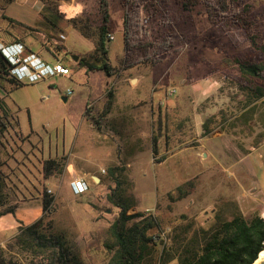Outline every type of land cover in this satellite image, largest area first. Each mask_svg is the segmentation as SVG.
<instances>
[{
  "label": "rangeland",
  "instance_id": "374dc122",
  "mask_svg": "<svg viewBox=\"0 0 264 264\" xmlns=\"http://www.w3.org/2000/svg\"><path fill=\"white\" fill-rule=\"evenodd\" d=\"M113 1V6L120 8L122 0ZM61 4L66 11L64 14L68 16L77 15L79 10H84V14L95 13L98 5L97 0H62ZM0 5L5 6L4 11L0 8V47L3 44L1 39L11 37L10 32L14 35L24 32L25 44L33 51L37 50L43 60L50 64L60 63L70 69L68 74L47 75L36 82H26L18 87H11L7 83L9 92L6 101L17 117L6 114V118L0 117V169L7 184L1 198L8 201L0 209L18 204L20 199H23L24 181L32 179L36 186H40V190L44 182L48 192L54 196L56 194L54 210L50 214L54 219L53 231L67 236L79 249L85 264H106L112 253L105 246L111 238L105 225L107 222L110 224L119 212V208L109 201L107 194L117 186L116 179L108 173L109 164L107 165V160L103 157V147L92 146L87 152L79 150V147L75 150L77 146L75 147L74 141L79 132L80 137L83 134L88 135L89 125L100 134V139L103 138L101 133H107L108 128L103 127V123H109L108 114L104 117L100 114L108 100V91L112 90L115 94L117 90L115 82H112V86L107 85L101 79L102 71H88L79 65L81 55L90 52L94 43L74 27L64 26V39L49 33L47 29V35L43 37L40 31L14 27L2 17V13L6 12L32 27L44 29V24L51 25L46 17L53 14L45 2L14 0L9 3L8 0H0ZM185 12L191 16L187 18V23L181 22L178 26L174 49L164 61L155 65L142 63L135 68L125 69L121 66L125 56L124 28L118 21V15L112 11L111 26L114 36L108 41L109 57L114 68L112 72L115 75L121 69H125L126 73L143 70V84L139 90L131 93V99L148 100L147 104L141 106L142 113L150 107L161 108L166 112L168 107L174 106L183 98L187 100L176 105L178 110L170 109L163 114L162 118L169 120L173 127L179 124V113H189L190 108L192 109L191 100L198 96L194 93L195 88L201 91V82L205 77H210L209 82H219L221 87L216 90V99L222 106L220 128L226 129L233 138L232 141L227 138L221 142L223 150L238 145L239 154L246 153V146L251 143L256 145L264 139V136L258 133L264 119V102L258 100L248 111L243 112L242 109L253 102L249 101L247 92L242 91L235 81L240 71L233 56L247 54V44L238 48L230 44L224 46L228 40L226 31L210 24L200 6ZM150 25L157 27L158 23L154 20ZM74 55H77L78 59H75ZM146 67L149 68L145 69ZM97 81L99 83H95ZM135 81L136 79L133 80ZM191 83H195L197 87L190 89ZM121 86L117 85L118 89ZM91 89L94 90V94H91L94 95L91 97L92 101L99 99V103L92 104L87 112L85 102ZM63 95L69 99L65 101ZM2 108L3 106H0V113ZM197 111L200 115V102ZM88 113L90 118L86 116ZM247 115L253 118L252 127L242 123ZM199 131L201 132L200 128ZM167 132L169 131H157L159 135H163L159 136L157 154L154 153L151 142L149 146L144 145L141 152L134 154L135 168L128 167V157L126 154L124 157L122 153H119V161L113 164L126 168L120 173L122 175H118L122 183L120 191L124 190L125 196H129L130 201L134 200L132 203L136 205L135 212L146 211V216L156 215L161 220V229L152 231L153 234H159L156 238L159 242L158 252L163 246L161 240H165L169 246L179 245L182 241L193 243L197 239L195 234H202L203 229L212 227L219 219L231 218L238 212H242L247 219L257 214L263 216L264 145L251 154L248 163L223 168L216 179H207L210 173L205 174L203 171L215 163L213 160L201 163V149L193 129L183 137H180L175 129L173 136L165 137ZM28 139L33 148L25 154L20 153L21 159L14 161L20 149L30 146ZM38 145L44 146L45 151L42 147L36 150ZM169 149L175 150L170 152ZM32 151L40 159V152H44L46 157L50 153L56 155L59 152L60 157L67 156L66 162L68 157H73L79 174L81 169L85 170L81 165L93 166L98 172L94 173L95 178L82 176L92 184L90 190L80 195L73 192L70 178L65 174L67 164L54 174L56 178H44L42 164L35 160L37 167L32 169L33 176H29L28 169L21 168L20 165L22 162L26 163L24 160H31ZM73 151L77 153L76 156H72ZM164 154L167 158L163 162H156L155 157ZM221 157L224 165L227 163L225 161L235 159L234 153L226 151L222 152ZM14 173L16 175L12 176ZM75 179L72 178L71 182ZM187 182L192 184L187 185ZM181 185L189 193L177 199L179 193L176 190ZM170 192L173 193L174 201L168 196ZM38 205L26 206L30 209L20 210L17 213L18 218L25 223L37 219L42 215V209L38 211ZM96 211L99 224L94 222ZM183 237L186 239L183 240ZM9 255L15 264H30L31 256L27 252L15 249Z\"/></svg>",
  "mask_w": 264,
  "mask_h": 264
},
{
  "label": "trees",
  "instance_id": "16d2710c",
  "mask_svg": "<svg viewBox=\"0 0 264 264\" xmlns=\"http://www.w3.org/2000/svg\"><path fill=\"white\" fill-rule=\"evenodd\" d=\"M13 1L8 0L9 3ZM42 1L53 11L51 16L46 17L51 25L44 24V29L32 27L6 12L2 13V17L14 27L40 31L43 37L48 30L64 39V26L74 27L94 43L90 52L81 55L79 65L88 71H103L106 75H112L114 68L109 57L108 41L112 39L110 19L113 0H97L95 13L85 11L84 14V10H79L77 15L71 16L64 14L66 11L61 4L62 0ZM122 4L125 8V56L121 64L123 68L142 63L155 65L164 61L174 49L178 26L181 22L187 23V18L191 16L185 11L200 6L210 24L226 31L228 40L224 46L230 44L238 48L247 44V54L233 56L240 71L235 81L242 91L247 92L250 102L264 97V20L252 0H122ZM0 8L5 10L3 5ZM154 20L158 23L157 27L150 25ZM12 34L10 32L11 37L1 39L2 46L21 43L25 46L22 57L35 54L25 44L24 32L19 35ZM14 66L16 65L0 47V86L5 89L7 83L11 87L25 84L11 74ZM113 95L112 90L108 91V100L101 117L109 113ZM89 115L90 113L87 114L88 118ZM96 121L99 122L98 119ZM157 141L158 138L153 137L155 154ZM166 158L164 154L155 157V160L159 163ZM66 160L67 156L44 159V177L49 178L60 171L67 164ZM125 170L120 165L108 168V173L116 179L117 186L110 190L107 198L119 208V212L108 228L111 238L105 246L112 254L106 264H166L171 261H177V264H252L263 250L264 217L257 214L247 219L242 212H238L231 218L219 219L212 227L203 229L202 234H195L197 239L193 243L182 241L179 245L169 246L165 240H161L163 246L158 252L159 242L156 238L159 234H153L152 231L161 229V220L156 215L146 216V211L128 213L133 205L129 196H125L124 190L120 191L122 183L118 177ZM189 184L192 183L187 182ZM6 186L0 169V208L8 202L1 198ZM176 191L179 193L177 199L189 193L183 185L178 186ZM40 193L42 215L30 223L21 221L18 232L5 245H0V264H15L9 255L15 249L29 253L30 264H85L79 249L67 236L53 231L54 219L50 214L54 210L55 196L45 187H42ZM168 196L174 201L172 192ZM16 206L17 204H13L0 209V215L14 212ZM186 230L187 228L184 231Z\"/></svg>",
  "mask_w": 264,
  "mask_h": 264
},
{
  "label": "crops",
  "instance_id": "0c3cea01",
  "mask_svg": "<svg viewBox=\"0 0 264 264\" xmlns=\"http://www.w3.org/2000/svg\"><path fill=\"white\" fill-rule=\"evenodd\" d=\"M255 4V6L261 11L262 18L264 20V2L263 3H257L255 0H252ZM114 3V1H113ZM111 7V19H112V11H114L116 15H118V21L121 22L124 28V16H125V8L120 1V8H116V6ZM114 9V10H113ZM110 19V20H111ZM113 35V31H112ZM114 36V35H113ZM34 53L41 57L40 54H37V50L34 51ZM42 58V57H41ZM43 59V58H42ZM139 65L133 66L131 68H135ZM150 67V66H149ZM146 67L145 69L149 68ZM102 76L101 79L105 81L104 83L107 85L112 86V82H115V86L117 90L115 91V94L112 98V104L110 106L109 113L107 115L108 124L106 122L103 123V127L107 126V133L102 134L103 138H99L100 134H97V132L93 129L92 126L89 125L88 129V135L83 134V136L80 137V132L78 135H76V140L74 141L75 150H85L87 152L88 150L92 149V146L95 147H103L102 148V154L103 157L107 160V165L109 164V167L113 166L115 162H118L120 159L119 153H122L125 157V154L127 155V165L128 167L135 168V162H136V155L139 152H141L144 145L149 146L150 142L152 144L153 148V137L158 138L157 141V149H158V143H160L159 138L163 135H159L157 133L158 130H165L169 131L165 133V137H169V135L173 136L174 129L177 132V134L180 137L187 136V132L190 129H193V132L198 137V147L201 154V163L203 161L213 160L214 166L208 168V170L203 171L205 174L209 172V176H207V179H216L218 175H220V171L223 168H228L230 166H235L239 164H244L245 162L248 163L249 157L251 154L258 150V148L262 147L264 145V139L259 141L256 145L254 143H251L250 146H246L247 151L246 153L239 154V147L238 145H235L233 147H230L228 150H223L222 141L224 139L229 138V141H232V136L227 133L226 129H221V115L220 111L222 109L221 102L217 100L216 98V90L220 89V84L217 81L209 82L210 77H205L203 81L201 82V91H198L197 88H195L194 93L197 94V98H193L191 100L192 109L190 108V112L184 111V113H179V124L175 127H173V124L170 125L169 120L163 119V114H166L170 111V109L178 110L176 105L178 103H185L187 100L184 98L181 101H178L174 106L168 107L166 112H164L161 108L157 109L154 107H150V109H146L145 113L141 112V106L148 103V100L144 99H131V93H133L134 90H139V87L143 84V81L145 79V74L143 70H139L136 72H128L126 73L125 69L119 70L115 75H106L103 71L101 72ZM100 78V77H99ZM156 78V77H155ZM136 79L135 82L133 80ZM185 81V79H183ZM99 83V81L95 82ZM117 85L121 86L119 89ZM190 89L197 87L195 83H191V86L189 85ZM93 89V87H92ZM90 90L89 97L86 99L85 102V108L88 110L89 107L96 102L99 103V99H95L92 101L91 94H94V90ZM8 95L7 89L0 86V106H3L2 113H0V117L4 116L5 114L7 116H16L11 111L7 101L6 97ZM200 97V98H198ZM63 98L65 101H67L69 98L66 95H63ZM214 98V99H213ZM259 101L264 102V97L261 98ZM199 102L201 103V114L199 115L197 111V107L199 105ZM254 105L253 103H250L249 105H246L242 111L246 112L248 111V108L250 106ZM192 112V113H191ZM84 115V113H83ZM87 116V115H86ZM84 116V117H86ZM17 117V116H16ZM6 118V117H5ZM87 118V117H86ZM252 116H246L245 119H243L242 123L245 126L250 125L252 121ZM18 120V118H17ZM89 120V119H88ZM262 125L260 126L258 133H261L262 137L264 136V119H262ZM19 123V120H18ZM19 125V124H18ZM252 125V126H251ZM20 128V127H19ZM199 128L201 129V132L199 131ZM110 135H109V134ZM160 136V137H159ZM178 136V137H179ZM219 139V141H218ZM27 143H29V139L27 140ZM148 143V144H147ZM43 151H45V147L42 146ZM41 147H36L37 149H40ZM194 147V146H192ZM33 147L30 145L29 147H24L23 149H20L19 154L15 155L14 161H17L16 159H21L19 157L20 153L25 154L29 151H31ZM175 149H169L170 152H174ZM223 151L234 153L235 159H229V161H225V165L222 162L221 154ZM158 152V150H157ZM34 152L30 153V159H27V161L24 160V162L20 165L21 168H27L28 169V175L33 176V168H36L37 165H35L36 161H39L40 164H42V161L44 159H47L49 157H57L60 156L59 152L56 155H50L48 157L45 156L44 152H40L42 157L41 159L37 154H33ZM39 153V152H37ZM77 153L73 151L72 156H76ZM69 160L66 165V176H68L70 179V185H71V179H84L82 176H91L92 178H95L94 173H98L96 170L93 169V166L89 165H81V168H84L85 170L82 171L81 174L77 171L76 165L74 164L73 157H68ZM34 159V160H33ZM36 160V161H35ZM20 161V160H18ZM35 161V162H34ZM163 162V161H162ZM250 163V162H249ZM112 164V165H111ZM29 165V166H28ZM212 172V173H211ZM16 174H12V176H15ZM44 177V176H43ZM50 177H55L56 175H51ZM45 178V177H44ZM129 178V177H128ZM134 176H131V179H133ZM99 179V177H98ZM85 180V179H84ZM87 184L89 185V188L81 193H87L90 190V182L85 180ZM30 184V185H29ZM24 186L23 199H20L17 206L14 208V212L7 213L5 215H0V245H4L11 237H13L19 230V226L21 224V219L18 218L17 213H19L20 210H29L30 208H26L28 205H38V211L42 209V198L40 193V186H36L35 183L32 181V179H29L24 181L22 183ZM43 187H46L45 183L42 182ZM72 187V186H71ZM51 191H54L53 189H50ZM74 192V191H73ZM55 193V191H54ZM75 193V192H74ZM76 195H80L75 193ZM56 196V194H55ZM134 202V200H131V203ZM94 206V204H92ZM133 205V203H132ZM149 208L147 207V210ZM136 210V205H133L130 210L128 211L129 214L134 213ZM133 211V212H132ZM26 212V211H25ZM132 212V213H131ZM41 216V215H40ZM39 216V217H40ZM38 217V218H39ZM98 213L96 211V214L94 215V222H97L99 224ZM36 220V219H35ZM33 220V221H35ZM30 221V222H33ZM24 222V221H23ZM29 222V223H30ZM97 224V225H98ZM101 225L103 226L102 222ZM109 223L107 222L105 227L108 231Z\"/></svg>",
  "mask_w": 264,
  "mask_h": 264
},
{
  "label": "built area",
  "instance_id": "2783aa9c",
  "mask_svg": "<svg viewBox=\"0 0 264 264\" xmlns=\"http://www.w3.org/2000/svg\"><path fill=\"white\" fill-rule=\"evenodd\" d=\"M110 38H113L112 34L110 35ZM1 47L3 48L6 55L10 58V60L16 65L11 69V74L15 76L20 82H36L40 78H43L47 75L70 73V69L68 67L60 63H47L36 54H30L27 57H22L21 53L25 49V46L21 43H14L9 46ZM71 186L73 191L77 194H81L89 188V185L84 179L73 180L71 182ZM167 264L177 263L169 262Z\"/></svg>",
  "mask_w": 264,
  "mask_h": 264
},
{
  "label": "bare ground",
  "instance_id": "6f19581e",
  "mask_svg": "<svg viewBox=\"0 0 264 264\" xmlns=\"http://www.w3.org/2000/svg\"><path fill=\"white\" fill-rule=\"evenodd\" d=\"M252 264H264V248L259 253L257 259Z\"/></svg>",
  "mask_w": 264,
  "mask_h": 264
},
{
  "label": "water",
  "instance_id": "95a60500",
  "mask_svg": "<svg viewBox=\"0 0 264 264\" xmlns=\"http://www.w3.org/2000/svg\"><path fill=\"white\" fill-rule=\"evenodd\" d=\"M74 58H75V59H78V56H77V55H74Z\"/></svg>",
  "mask_w": 264,
  "mask_h": 264
}]
</instances>
